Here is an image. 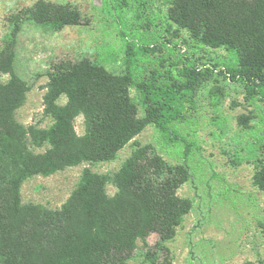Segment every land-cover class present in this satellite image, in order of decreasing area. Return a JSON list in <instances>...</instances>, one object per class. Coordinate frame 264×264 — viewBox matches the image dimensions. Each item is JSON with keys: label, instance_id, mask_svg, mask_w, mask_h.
<instances>
[{"label": "trees", "instance_id": "obj_1", "mask_svg": "<svg viewBox=\"0 0 264 264\" xmlns=\"http://www.w3.org/2000/svg\"><path fill=\"white\" fill-rule=\"evenodd\" d=\"M156 1L103 0L118 24L131 68L148 62L162 31L188 44L182 36L188 30L196 48H225L230 56L211 68L180 51L173 61L160 59L161 67L170 62L168 68L152 70L151 77L114 73L90 58L61 60L48 73L44 96L53 122L41 128L26 127L15 118L30 86L14 72L15 46L0 52V264H131L140 257V264H174L162 253L193 206L192 199L178 194L183 183L193 180L196 142L187 109L219 66L227 68H220V74L242 82L252 97L264 100V0H167L160 30L156 26L150 31L140 12L130 22L131 6ZM27 14L54 30L84 20L76 6L48 0L36 2ZM3 73H10L5 82ZM132 85L142 94L143 117ZM62 96L67 97L65 104L59 102ZM79 115L84 116L83 134L75 126ZM248 120L244 115L241 123ZM149 125L161 131L170 143L165 150L179 161L164 157L161 141L144 144L135 139L133 151L114 175L85 169L61 208L23 201L21 188L29 177L114 160ZM110 181L118 188L114 196L107 192ZM253 183L264 192V162ZM153 233L159 240L151 247Z\"/></svg>", "mask_w": 264, "mask_h": 264}, {"label": "rangeland", "instance_id": "obj_2", "mask_svg": "<svg viewBox=\"0 0 264 264\" xmlns=\"http://www.w3.org/2000/svg\"><path fill=\"white\" fill-rule=\"evenodd\" d=\"M38 1L0 0V52L15 46L14 72L30 86L24 104L15 112V118L26 127L45 128L52 124V118L45 111L44 96L48 73L61 60L90 58L114 73L131 72L135 77H143L158 68L167 70L170 62L161 67L160 59L166 56L173 61L180 51L211 68L212 63L230 56L225 48H196L188 30L182 31L188 44L174 37L175 34L162 31L148 62H139L131 68L126 61L118 24L105 10L103 0H48L70 3L84 16L82 24L67 25L59 30L32 21L27 9ZM137 5L127 12L130 22H136L140 12V20L149 24L150 31L156 26L160 30L163 14L168 9L167 0L141 8ZM220 68L227 71L225 66H219L186 112L196 142L191 159L193 180L183 183L178 194L192 199L193 206L162 253L174 264H264V192L253 183L255 171L264 162V100L258 95L252 97L242 82L220 74ZM9 78L10 73L1 75L3 82ZM130 92L143 117L141 92L135 85ZM59 102L65 104L67 97L62 96ZM244 115L249 118L247 124L241 123ZM75 126L79 134L84 133L83 115L76 118ZM163 138L155 125H149L121 149L114 160L83 162L49 176L29 177L21 188L22 199L50 209L61 208L85 169L114 175L133 151L135 139L144 144L161 141L162 148L165 146L160 150L164 157L172 163L179 161L165 150L170 143ZM117 191V186L110 181L108 194L114 196ZM158 240L157 233L151 234L149 246L153 247ZM140 246L146 249L142 242ZM141 259H134L131 264H140Z\"/></svg>", "mask_w": 264, "mask_h": 264}]
</instances>
